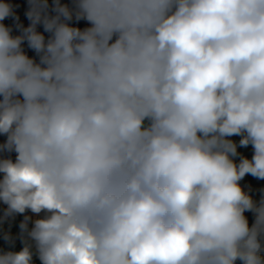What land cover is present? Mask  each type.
<instances>
[{
	"label": "clouds",
	"instance_id": "clouds-1",
	"mask_svg": "<svg viewBox=\"0 0 264 264\" xmlns=\"http://www.w3.org/2000/svg\"><path fill=\"white\" fill-rule=\"evenodd\" d=\"M26 5L0 0V264H264V0Z\"/></svg>",
	"mask_w": 264,
	"mask_h": 264
},
{
	"label": "trees",
	"instance_id": "trees-1",
	"mask_svg": "<svg viewBox=\"0 0 264 264\" xmlns=\"http://www.w3.org/2000/svg\"><path fill=\"white\" fill-rule=\"evenodd\" d=\"M14 3H19L21 5V7L17 10L18 11V14L20 15V18H21V22L22 23H26V22H29L27 20V18L24 16V11L26 9V0H13ZM6 24H11L12 21L11 20H6L5 21ZM77 26H80V27H84L86 26L85 22H80L79 25ZM47 35V34H46ZM4 138L3 137H0V141H2ZM234 140H236L237 142L239 141L240 137H233ZM238 151L240 153H242L244 156L248 157V154H253L252 152V147L249 145L247 148H238ZM242 185H251L253 189H258L260 187H264V181H260V180H257L255 178H253L252 176L250 175H247L243 181H241ZM256 195H258V193H256ZM249 215V220H250V223H251V220H252V215L251 213L248 214ZM22 219V216H18L16 218V221L15 223L13 224V227H12V232L13 233H16L18 231V224H19V221ZM0 247H7L6 243L0 239ZM21 247L19 241L16 242V248L19 249ZM37 264H39V262L37 261Z\"/></svg>",
	"mask_w": 264,
	"mask_h": 264
},
{
	"label": "built area",
	"instance_id": "built-area-1",
	"mask_svg": "<svg viewBox=\"0 0 264 264\" xmlns=\"http://www.w3.org/2000/svg\"><path fill=\"white\" fill-rule=\"evenodd\" d=\"M49 2L51 3V0H49ZM29 22L23 23L25 26L28 25ZM40 31H43L42 27L39 29ZM46 35V34H45ZM47 36V35H46ZM29 55H34L31 51H29ZM252 154H248V158H251Z\"/></svg>",
	"mask_w": 264,
	"mask_h": 264
}]
</instances>
